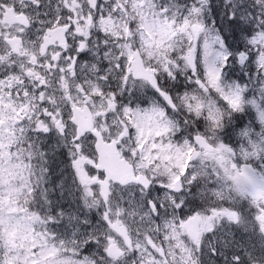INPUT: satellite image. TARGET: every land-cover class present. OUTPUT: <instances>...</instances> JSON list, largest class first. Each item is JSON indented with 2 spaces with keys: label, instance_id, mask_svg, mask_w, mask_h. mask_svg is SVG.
<instances>
[{
  "label": "snow or ice",
  "instance_id": "6c2138e0",
  "mask_svg": "<svg viewBox=\"0 0 264 264\" xmlns=\"http://www.w3.org/2000/svg\"><path fill=\"white\" fill-rule=\"evenodd\" d=\"M0 264H264V0H0Z\"/></svg>",
  "mask_w": 264,
  "mask_h": 264
},
{
  "label": "trees",
  "instance_id": "16d2710c",
  "mask_svg": "<svg viewBox=\"0 0 264 264\" xmlns=\"http://www.w3.org/2000/svg\"><path fill=\"white\" fill-rule=\"evenodd\" d=\"M235 139V138H234Z\"/></svg>",
  "mask_w": 264,
  "mask_h": 264
}]
</instances>
